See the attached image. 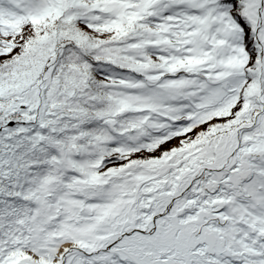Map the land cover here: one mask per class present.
<instances>
[{
  "label": "snow or ice",
  "instance_id": "6c2138e0",
  "mask_svg": "<svg viewBox=\"0 0 264 264\" xmlns=\"http://www.w3.org/2000/svg\"><path fill=\"white\" fill-rule=\"evenodd\" d=\"M0 264H264V0H0Z\"/></svg>",
  "mask_w": 264,
  "mask_h": 264
}]
</instances>
